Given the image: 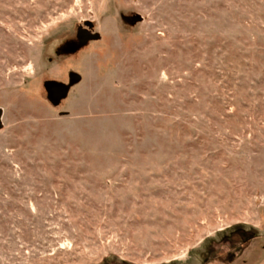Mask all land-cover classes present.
Masks as SVG:
<instances>
[{"label":"rangeland","instance_id":"374dc122","mask_svg":"<svg viewBox=\"0 0 264 264\" xmlns=\"http://www.w3.org/2000/svg\"><path fill=\"white\" fill-rule=\"evenodd\" d=\"M0 264H264V0H0Z\"/></svg>","mask_w":264,"mask_h":264},{"label":"water","instance_id":"95a60500","mask_svg":"<svg viewBox=\"0 0 264 264\" xmlns=\"http://www.w3.org/2000/svg\"><path fill=\"white\" fill-rule=\"evenodd\" d=\"M87 37H88V33L87 32H84V31L81 30V31H79L77 33V38L80 39V40H85ZM48 91H49L50 94L53 93L57 97H60V96H62L64 94V91L61 88H59V87H57V88L50 87V88H48Z\"/></svg>","mask_w":264,"mask_h":264},{"label":"flooded vegetation","instance_id":"af4514ba","mask_svg":"<svg viewBox=\"0 0 264 264\" xmlns=\"http://www.w3.org/2000/svg\"><path fill=\"white\" fill-rule=\"evenodd\" d=\"M51 97H52V98H55V99L58 98V97H57L56 95H54L53 93H51Z\"/></svg>","mask_w":264,"mask_h":264}]
</instances>
